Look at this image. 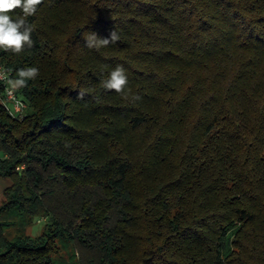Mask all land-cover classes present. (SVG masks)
<instances>
[{
    "label": "trees",
    "instance_id": "obj_1",
    "mask_svg": "<svg viewBox=\"0 0 264 264\" xmlns=\"http://www.w3.org/2000/svg\"><path fill=\"white\" fill-rule=\"evenodd\" d=\"M0 63V264H264V0H0Z\"/></svg>",
    "mask_w": 264,
    "mask_h": 264
},
{
    "label": "built area",
    "instance_id": "obj_2",
    "mask_svg": "<svg viewBox=\"0 0 264 264\" xmlns=\"http://www.w3.org/2000/svg\"><path fill=\"white\" fill-rule=\"evenodd\" d=\"M0 84L4 89L0 103L3 104L14 117H22L25 114L26 104L17 94L18 84L10 77L9 72L1 63ZM39 221L42 222L43 219Z\"/></svg>",
    "mask_w": 264,
    "mask_h": 264
},
{
    "label": "rangeland",
    "instance_id": "obj_3",
    "mask_svg": "<svg viewBox=\"0 0 264 264\" xmlns=\"http://www.w3.org/2000/svg\"><path fill=\"white\" fill-rule=\"evenodd\" d=\"M26 114V112H25ZM12 186V181L9 180V179H4V178H1L0 177V204L4 198V192L5 190H7L9 187ZM47 222V220L45 219L44 221L40 222L39 220H37L33 226H31L29 229H28V233L30 235H33V236H38L40 235L45 223ZM70 250L69 247H67L66 249H62L60 253L56 254V255H53V259L55 261L54 264H69L67 261H66V255L68 253V251ZM72 264H76L75 263H72Z\"/></svg>",
    "mask_w": 264,
    "mask_h": 264
}]
</instances>
